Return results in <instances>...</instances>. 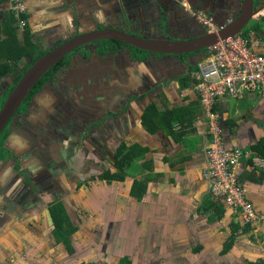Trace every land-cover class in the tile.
Returning <instances> with one entry per match:
<instances>
[{"label": "crops", "instance_id": "1", "mask_svg": "<svg viewBox=\"0 0 264 264\" xmlns=\"http://www.w3.org/2000/svg\"><path fill=\"white\" fill-rule=\"evenodd\" d=\"M24 5L27 26L19 30L12 4L0 0V44L13 27L23 44L28 29L32 42L47 51L78 33L115 25L161 37L163 25L176 19L180 34L198 33L201 25L183 22L191 12L222 24L238 13L240 0H24ZM262 22L250 20L242 34L264 54ZM121 54L134 71L127 86L131 97L120 108L107 117L84 110L85 118H94L76 134L67 123L53 133L36 127L40 148L29 147L24 135L8 136L20 163L10 156L11 167L0 162L2 255L12 251L19 264H264V218L242 222L211 196L203 176L207 126L193 91V70L202 54L185 64L169 56L140 63L130 52ZM99 65L96 72L104 78L110 66ZM8 78L0 84L8 85ZM214 110L224 145L248 151L235 174L255 212L264 213V89L239 99L220 96ZM24 147L30 151L14 153ZM56 218L68 228L56 230Z\"/></svg>", "mask_w": 264, "mask_h": 264}, {"label": "flooded vegetation", "instance_id": "2", "mask_svg": "<svg viewBox=\"0 0 264 264\" xmlns=\"http://www.w3.org/2000/svg\"><path fill=\"white\" fill-rule=\"evenodd\" d=\"M152 5L154 4L152 3ZM168 8L169 5L165 4L164 9L167 14ZM158 12L161 14L163 11L159 10L158 8ZM155 17L156 16L154 15L153 18L155 19ZM161 18L162 16H157L156 20ZM193 19L192 17L188 19L184 18L183 22H187L190 28L192 27L191 22L195 20ZM176 21V19L169 20V27L164 28L165 31L162 35H160L161 37L157 38H170L173 40L192 39L195 35L206 33L204 28L202 27L200 31L198 30V33L189 30L188 33L180 31V34L176 28ZM108 28L118 29L142 36L143 34H146L145 31H142L140 33L132 32L131 28H126L121 25L108 26ZM92 30H97V28H92L90 30H87V32ZM108 41L102 40L90 43L83 46L82 48H79L78 50H75L70 54V56L67 55L69 56L67 58L69 62L65 63V65H62V67L54 74V78L52 80H48L39 91L31 96V100L28 102V104H26V111L22 113L18 111L13 115L6 126L8 127L6 138H8V136L13 133H17L19 135H25L26 138H29V140L31 141L35 140L34 134L36 132L35 129L32 128L33 123H36V127L42 128V131L49 130L48 132L53 130V128L58 127L59 124L66 125L67 123L71 124V126L75 128L74 133H77L78 130L83 131L86 128L83 126L87 125V121H89V118H94H85L84 114L87 113V111L81 110L82 105H86V110L89 109L91 111L88 113V115L92 114L100 117H107L109 114V110L114 111L116 108H120L122 105H124L127 102L128 98L130 99L131 97L127 86L132 83L131 72L134 70H131L130 65L127 63V59H119V56L122 55V51H107V49L109 50V47H111L109 46ZM128 52H130V54L132 55L131 49H129ZM146 56L147 59L145 61H139L140 59L134 57L133 55L131 58L134 61L143 63L148 62L153 57L155 58V60H157L158 57L164 58L166 56H169L173 61L178 58L180 63L185 64L186 61H189V58H193L194 55L188 54L183 58V55H164L146 52ZM104 59L105 61H99ZM28 62H31V59H29ZM107 62L111 70L107 69L104 74V78H102V76L98 75L96 71L98 70V68H100L99 64H101L102 66ZM118 65H120V67H118ZM17 75L18 73H16L15 75H11V80L9 79L8 85H6L5 83L7 81L0 84V97L6 93L9 88V84L17 77ZM56 85L59 86L56 88ZM121 91L123 92V100L120 99ZM47 95L51 97L53 101H47V103L41 102L40 99H42V96ZM115 103H118L119 105H116ZM18 120L19 123L30 122V124L27 127L23 128L20 125H15L19 124ZM70 132L72 133L73 129L70 128ZM14 161L12 160V162Z\"/></svg>", "mask_w": 264, "mask_h": 264}, {"label": "built area", "instance_id": "3", "mask_svg": "<svg viewBox=\"0 0 264 264\" xmlns=\"http://www.w3.org/2000/svg\"><path fill=\"white\" fill-rule=\"evenodd\" d=\"M16 19V26L25 30L27 10L24 0H9ZM195 19L209 32L217 30L210 17L201 12H191ZM254 19H264V7L254 13ZM256 41L236 35L207 48V56L193 70L202 116L207 126L205 142L206 167L203 176L208 181L211 196L222 199L242 222L251 224L264 218V213L255 212L246 198V188L237 180L235 169L248 151L238 147H227L222 138L219 114L214 104L220 96L239 99L250 91L264 89V54L254 51Z\"/></svg>", "mask_w": 264, "mask_h": 264}, {"label": "water", "instance_id": "4", "mask_svg": "<svg viewBox=\"0 0 264 264\" xmlns=\"http://www.w3.org/2000/svg\"><path fill=\"white\" fill-rule=\"evenodd\" d=\"M254 15V0H240L238 13L231 22L212 33L195 35L192 39H170L145 37L112 28H103L73 35L64 42L40 56L22 75L14 88L8 93L0 108V135L8 122L24 103L34 85L57 62L73 53L75 50L96 41L118 40L128 45L146 51L164 55L199 53L209 46L239 34ZM11 80V78H8Z\"/></svg>", "mask_w": 264, "mask_h": 264}, {"label": "trees", "instance_id": "5", "mask_svg": "<svg viewBox=\"0 0 264 264\" xmlns=\"http://www.w3.org/2000/svg\"><path fill=\"white\" fill-rule=\"evenodd\" d=\"M255 6H256V2L254 1V7ZM261 26H262L261 31H263L264 30V22H262ZM247 30H248V27H245L242 30V33H245ZM16 33H17L16 29L14 27L11 28V32L9 31L6 34V36H7L6 39H4L1 42V44H0V47H2L0 49V52H1L0 53V79H3L5 77L11 78V75H8V74H11L12 72H14L15 74L18 73L17 77L9 84V88L6 91V93L3 96L0 97V108L3 105L8 93L14 88V86L20 80V78L22 77L24 72L40 56H42L43 54L47 53L48 51H50L52 49L51 48V49H49L47 51L41 50V48L38 46L37 43L32 42L31 36L29 35V30L28 29H26L25 39H24V43L23 44H21V43H19V41H17ZM108 44L111 47H109L110 49L109 50L107 49V51H123L125 48H129V49H131L132 55L134 57H137L138 59H140L139 61H145L147 59L146 51H143L141 49H138L136 47L128 45V44H126V43H124L122 41L109 40ZM36 51H38V53L35 55ZM200 53L202 54L201 55L202 58H205L207 56L206 50L201 51V52L196 53V54H200ZM187 55L188 54H184L182 57L184 58ZM193 55H195V53H193ZM69 56H70V54H69ZM69 56H66L63 60L57 62L34 85V87L31 89L30 93L26 97V100H25L26 102L24 101V103L20 106V109H18V111H20L21 113L26 111V109H27V105L26 104H28V102L31 100V96L34 95V93H36L37 91H39L48 80H52L54 78V74L62 67V65H65V63L69 62V60L67 59ZM25 58H30L31 62H28V63L25 62L23 64V66H20L19 64ZM7 128L8 127H6V129H4L3 132L0 135V162H2L4 160V157L10 151V148L8 146H6ZM54 220H55V224H56V230H59V229L62 230V229L68 228L67 224H65L64 220L61 221V219H58V218H56ZM72 230H73V228H72ZM68 232H69V230H68Z\"/></svg>", "mask_w": 264, "mask_h": 264}, {"label": "rangeland", "instance_id": "6", "mask_svg": "<svg viewBox=\"0 0 264 264\" xmlns=\"http://www.w3.org/2000/svg\"><path fill=\"white\" fill-rule=\"evenodd\" d=\"M193 19V18H192ZM194 20V19H193ZM194 22H196V20H194ZM177 23V22H176ZM160 27V26H159ZM167 26H163V28H166ZM20 30V29H19ZM200 31V30H199ZM159 35V34H158ZM143 36H146V37H155L156 35H154V34H148V33H146V34H143ZM160 36V35H159ZM125 50V54H127V55H129L128 54V51H129V49H124ZM38 53V51H36L35 52V55ZM124 54V55H125ZM106 59H108V58H106ZM26 60V59H25ZM25 62H27V60L25 61ZM24 61H22V63L24 64L25 63ZM132 62V61H131ZM21 64V63H20ZM23 64H21L20 66H23ZM14 75H15V73H14ZM65 78V77H64ZM59 85H56L55 87L57 88ZM48 96V95H47ZM47 96H42V99H40L41 100V102H43V103H47V101H53V99L51 98V97H47ZM47 105H49V104H47ZM83 106V105H82ZM81 106V110H86V108L85 107H82ZM35 113H37V112H35ZM46 114V113H45ZM18 123H19V120H18ZM15 125H17V126H21V127H27L28 126V124L27 123H19V124H15ZM33 126V128H35L36 129V133L34 134V136L36 137L35 138V140H33V141H31V140H29V138H26V136H25V142L27 143V145L30 147V145H32L33 147H34V144L36 143L37 145H39V148H40V143H39V139H38V137H37V135L39 134V131H37V130H40V129H37L36 128V123L34 124V125H32ZM26 133V132H25ZM22 135V134H21ZM27 136H29V135H27ZM31 143V144H30ZM47 144H48V146H49V141L47 142ZM6 145L11 149V147H10V145H16L15 143L13 144V143H11L10 142V139H8V138H6ZM41 146H44L43 144L41 145ZM30 150H28L26 147H24V149L22 150H15L14 149V153H16V154H18V155H22L24 152H29ZM13 152V151H12ZM12 152L10 151V153H8L5 157H4V160H3V162H5V165H7L8 167L10 166L11 167V165L7 162L8 160H9V156L11 157L10 159H12L13 161L15 160L17 163H20L19 162V159L16 157H12ZM37 156L38 157H42V151H39V152H37ZM3 252V251H2ZM2 252L0 251V255H2ZM10 252H12V251H10ZM10 252H8V254L5 256V255H2V256H0V264H19V263H17V261H18V259L16 258L17 256H15V255H13V254H11ZM19 258H21V256L19 257ZM23 259V258H22ZM21 259V260H22Z\"/></svg>", "mask_w": 264, "mask_h": 264}, {"label": "clouds", "instance_id": "7", "mask_svg": "<svg viewBox=\"0 0 264 264\" xmlns=\"http://www.w3.org/2000/svg\"><path fill=\"white\" fill-rule=\"evenodd\" d=\"M262 7H264V4H263V6H261V7H260V6H259V7L255 6V7H254V13H255L256 11H258L259 9H261ZM191 17L195 19V17H194L192 14H191ZM208 17H209V16H208ZM232 19H233V17H232V18H227V19L225 20V22L222 23V24H216V23L212 20L213 24L217 27V30H216V31H213V32H217L218 30H220V29L222 28V26H224V25L228 24L229 22H231ZM252 19H254V16H252L250 20H252ZM195 20H196V19H195ZM254 20H257V19H254ZM260 20H263V19H260ZM196 22H197L199 25H201L197 20H196ZM201 26L204 28V30H205L206 33H212V32H209L205 26H203V25H201ZM237 35H241V36H243L242 31H241L239 34H237ZM235 36H236V35H235ZM233 37H234V36H233ZM229 38H231V37H229ZM226 39H227V38H226ZM224 40H225V39H224ZM220 41H222V40H220ZM213 45H214V44H213ZM206 52H207V49H206ZM195 55H198V54H195ZM200 55H201V53H200ZM29 59H30V58H29ZM203 59H204V58L200 59V60L196 63V66H197V64H198L200 61H202ZM26 63H28V62H26ZM196 66H195V68H196ZM195 68H194V69H195Z\"/></svg>", "mask_w": 264, "mask_h": 264}]
</instances>
